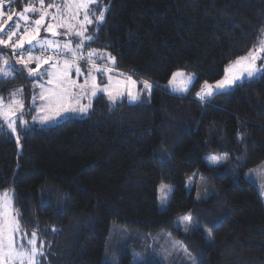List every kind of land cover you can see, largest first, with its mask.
Masks as SVG:
<instances>
[{
    "label": "trees",
    "instance_id": "1",
    "mask_svg": "<svg viewBox=\"0 0 264 264\" xmlns=\"http://www.w3.org/2000/svg\"><path fill=\"white\" fill-rule=\"evenodd\" d=\"M29 1L12 0L10 8ZM98 1L109 9L90 47L148 81L151 95L136 104L98 97L86 116L19 128V143L0 134V192L14 194L22 229L37 233L46 264H109L114 230L155 234L190 213L213 239L198 264H264V204L245 177L264 163V73L207 101L196 98L205 81L222 79L230 62L258 45L264 0ZM176 71L195 77L186 94L167 91ZM14 76L0 78L5 100L30 82ZM210 154L230 160L211 168ZM201 176L207 198L198 202ZM47 183L62 193L42 200ZM161 183L173 186L165 210L157 205ZM116 258L129 264L131 256Z\"/></svg>",
    "mask_w": 264,
    "mask_h": 264
},
{
    "label": "snow or ice",
    "instance_id": "2",
    "mask_svg": "<svg viewBox=\"0 0 264 264\" xmlns=\"http://www.w3.org/2000/svg\"><path fill=\"white\" fill-rule=\"evenodd\" d=\"M97 2L98 0H31L21 12L17 13L15 9L5 12L6 6L10 5L12 0H0V46L10 48L15 57L13 61L0 55V78L15 79L14 73L20 72L16 65L20 64L27 71L28 77L36 81L33 88L39 87L40 92L38 95H33L32 101L35 105L36 100L39 99L41 104L32 109L37 113L32 116L33 121L38 119L41 124H46L64 113H86L91 104L81 103L83 99L96 97L100 93L106 94L108 99L114 102L116 96L122 94L120 91L122 85L136 83L130 76L126 80L113 81L109 68L98 66L93 59L99 55L101 59L106 58L114 66L115 57L110 53L105 57V54L92 49L86 56L83 54L85 42L93 39L91 35H86L87 26L94 22L102 23L105 18V10H99L98 14L93 10L92 6ZM37 4L39 7H36ZM14 16L15 22L6 30L4 18L13 21ZM61 29L63 31H60ZM42 30L50 33L53 38L40 37ZM72 36L79 38L75 46ZM56 37L66 39L61 42ZM25 45L28 46L26 50ZM37 52L39 54H36ZM259 54H264V33L258 39V45H254L247 55L238 57L225 67L222 79L214 84L205 81L200 91L196 92V97L200 100L211 98L215 94L226 92L243 78L251 79L259 73H264V67L257 66V60L261 59ZM66 56L70 59L65 58L61 63V59ZM80 60H86L91 65L86 74L78 63ZM33 61L36 64L35 68L29 67ZM44 65L48 67L44 68ZM73 70L77 78L85 77L83 83L72 78ZM94 72L106 74L107 82L98 83ZM43 77L47 79L43 80ZM194 80V76L176 71L172 73L168 83L178 91L187 92ZM143 84L145 90H150L151 85L148 81H144ZM22 93V88L16 89L10 93L7 103L3 97H0V134H3L5 129L9 134H17L18 124L27 125L24 119ZM127 95L130 100L139 98L130 90ZM17 143H19V135H17ZM223 159L225 158L215 155L206 158L210 164H219ZM159 192L163 194L161 203L164 204L172 188L162 184ZM13 200L14 194L10 195L8 191L0 192V264H38L37 258L44 254L43 242L38 245L36 232H32L30 238L23 232ZM187 231L188 229L185 228V232Z\"/></svg>",
    "mask_w": 264,
    "mask_h": 264
},
{
    "label": "rangeland",
    "instance_id": "3",
    "mask_svg": "<svg viewBox=\"0 0 264 264\" xmlns=\"http://www.w3.org/2000/svg\"><path fill=\"white\" fill-rule=\"evenodd\" d=\"M30 2H31V0L29 1V3ZM28 4H26L25 6H27ZM10 7H12L11 4L7 5L5 8V12H10L9 10H13ZM24 7H22V9L18 10V11L21 12ZM36 7H39V5L37 4ZM92 8H93V10L97 11V14H98L99 10H105V16L107 15V12L109 9L108 5H106L100 1H98L95 5H93ZM15 10L17 11V9H15ZM52 11H54V9ZM33 18H35V17H33ZM15 20H16L15 16H14L13 21L7 22V20H4L6 30H7V27L9 25H12L15 22ZM4 21H3V23H4ZM102 23H95L94 22L93 24L88 25L86 35H91L94 38L96 27H98ZM22 30L23 29H21V31ZM60 31H63V29H61ZM40 37H48L50 39L53 38V37H51L50 33H47L43 30L40 33ZM56 39H59V40H61V42H63L64 39H66V38L65 37H56ZM71 39L73 41V46H75V44L79 42L78 37L72 36ZM91 41L85 42V46L82 50L83 54L85 56L87 55L88 51L92 50V48L90 47ZM27 47L28 46L25 45V50L27 49ZM0 52H1L0 55L8 57L10 60H13V61L15 60V57H13L12 50L10 48L0 46ZM97 52L105 54V57L109 53L107 51H100V50H97ZM36 54H39V53L37 52ZM259 55H261V59L257 60V66L258 67H264V54H259ZM65 58L70 59V57H67V56L63 57L61 59V63H62V60ZM93 59L96 60V63L98 66H107L109 68L110 74L113 76V81H115L117 79L126 80V78L130 76L131 79L133 81H135L136 83L134 85H132L130 83L127 84V86L122 85L120 88V91L122 94L119 96H116V99L114 102L110 101L106 94L98 93L96 97H87L81 101V103H83V104H89V103L91 104V107L88 109V111L86 113H79V112L64 113L58 117H55L53 120H51L50 122H48L46 124H41L38 119L36 121H33V119H32V116L37 115V113L35 111H33L32 109L34 107H39L41 104V101L39 99H37L35 102V105H34L33 101H32V97L34 94L38 95V93L40 92V88L39 87L33 88V84L36 83V81L33 78L29 77V79H30L29 84L26 85L24 88L21 87L23 89L22 96H23V101H24V119L27 121V125L26 126H20L18 124L17 125V132H18L19 128L30 129L34 125H39V126H43V127L44 126H53V125H57V124L63 122L64 120H66L68 118H77V117L86 116L89 113V111L91 110L94 100L97 99L98 97H101V96L105 97L109 101V103H111V104H115L117 102H121L124 100L126 102H128L129 104H136V103L140 102V100L142 99V95H145V94L148 96L151 95L152 86H151L150 90H145L144 84H143V82L145 80L136 78L133 75H129V74H126V73H123V72L117 70L115 68V65L113 66L106 58L101 59L99 57V55L96 57H93ZM78 63L80 65V67L83 70H85V74H86L87 69L90 68L91 65H89L86 60H80V61H78ZM35 66H36L35 61H33L29 64V67L35 68ZM16 67L20 69V72L24 76L28 77L27 71L24 69L23 65L17 64ZM47 67H48L47 65H44V68H47ZM121 73L123 74L122 76L120 75ZM185 74H189V73L185 72ZM94 75H96L98 83L104 84L107 82V75L106 74L101 75L100 73L94 72ZM190 75H192V74H190ZM72 78L78 79V82L83 83L85 77L81 76V77L77 78L75 76V72L73 70ZM42 79L46 80L47 77H43ZM245 80H247V78H243L242 80L238 81L235 85H237V84H239ZM178 82H179V78H178ZM193 83L189 86V90L187 92L178 91L172 85H169V83H168L167 91L172 95H183V94H186L190 91ZM210 84H214V83H210ZM235 85H233L230 89H232ZM21 88H19V89H21ZM129 90L133 93V95H138L139 98L136 100H130V98L127 95ZM114 95H115V93H114ZM17 98H19V97H17ZM197 99L200 100L199 98H197ZM207 99L209 100L210 98H207ZM207 99H205V100H207ZM4 101H5V103H7L9 101V99H7V100L4 99ZM200 101H203V100H200ZM14 135L17 138V134H14ZM210 155L223 157L225 159H223L222 162L219 164H210L206 160V158ZM210 155H206L204 157V162L208 167H211V168L221 167V166L225 165L230 160V156L228 154H210ZM245 177L249 182H251L252 184H254L258 187L259 193L262 197V201L264 204V163L259 164L258 166L248 170L245 174ZM162 184L170 186L173 190V186L171 184H168V183H161L158 186L157 205H158L159 210H165L167 208L169 201H170V198H171V194H172V192L169 193L166 203L162 204L161 203V196L163 194L159 192V188ZM206 184H207V178L205 176H201L200 181H199L198 190L196 193V201H198V202L203 201L207 198V195L205 193V185ZM49 185L50 184L47 183L41 189L40 195H41L42 200L50 199L49 198L50 196H58L59 192L62 193V191L60 189H58L57 187H55V186H54V188H52L53 186L48 187ZM55 189H57L59 192L57 193V191ZM1 192H4V191H1ZM9 194L12 195L11 192H9ZM204 216H205L204 214L201 215V220L205 219ZM19 222H20V220H19ZM185 228L188 229L187 232H185ZM23 232L27 234L28 238H30L31 234H28L24 230H23ZM201 238L203 239L204 243L202 241H200ZM25 243H26V240H25ZM39 243L40 242H39V237H38V245H39ZM212 244H213V239H212L210 231L205 226L200 225V223L198 224V222L192 217V214L186 213V214L178 217L177 219H175L173 221L172 227L170 229L164 230V231H161V232H158L155 234L133 232V231H128V230L122 231L120 229L114 230L111 233L109 240H108V245H107V249H106V256H107L106 260H107V262H109V264H118V258H116L118 253H120L123 257L126 253L129 252L130 256H131L129 264H198L199 258L201 257V256H198V255H200L199 254L200 248L209 247V246H212ZM43 246H44V244H43ZM43 253H44V247H43ZM45 256H46V254H43V256H39L37 258L38 264H46L45 259H44Z\"/></svg>",
    "mask_w": 264,
    "mask_h": 264
},
{
    "label": "crops",
    "instance_id": "4",
    "mask_svg": "<svg viewBox=\"0 0 264 264\" xmlns=\"http://www.w3.org/2000/svg\"><path fill=\"white\" fill-rule=\"evenodd\" d=\"M4 20H7L6 17L4 18ZM7 22H8V21H7ZM7 22H6V23H7ZM4 24H5V21H4ZM207 100H208V99H207ZM207 100H203V101H207Z\"/></svg>",
    "mask_w": 264,
    "mask_h": 264
}]
</instances>
